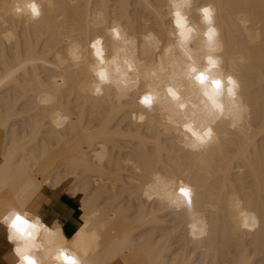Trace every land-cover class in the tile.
I'll list each match as a JSON object with an SVG mask.
<instances>
[{
	"label": "bare ground",
	"instance_id": "bare-ground-1",
	"mask_svg": "<svg viewBox=\"0 0 264 264\" xmlns=\"http://www.w3.org/2000/svg\"><path fill=\"white\" fill-rule=\"evenodd\" d=\"M27 2L0 0V215L66 186L82 223L41 239L85 264H264V0Z\"/></svg>",
	"mask_w": 264,
	"mask_h": 264
},
{
	"label": "clouds",
	"instance_id": "clouds-1",
	"mask_svg": "<svg viewBox=\"0 0 264 264\" xmlns=\"http://www.w3.org/2000/svg\"><path fill=\"white\" fill-rule=\"evenodd\" d=\"M33 6L38 11V5L35 0H28L25 5V7L32 14L33 18H35L39 14H33ZM16 11L19 12L21 9L18 7ZM99 43L100 41L98 39L95 44H93V47L95 48ZM98 51L99 49L97 48L96 54ZM97 92H99V88L97 89ZM205 93H207L206 96H208L214 106L213 100L216 101L215 95H210L208 92ZM142 118L143 117H141V119ZM63 120L66 122L68 117H64ZM56 126L60 127L61 124L57 123ZM209 130H205L200 134L197 133L203 138L204 142H206L211 136L205 135V133ZM53 224H56V222L54 221ZM0 225H4L7 229L8 240L13 244V253L17 257L16 264H85L81 254L69 250L66 246L57 247L46 239L42 240L41 237L49 236L53 229L52 227H48L39 215L29 211L26 205L23 208L9 207L3 215H0ZM247 226L248 225H245V227ZM255 226L256 222L254 221L253 227ZM190 228L192 229L190 234L194 237L206 234L203 227L199 229L197 234V225L195 223L191 224ZM61 235L64 237L65 241H70L65 238L62 231ZM84 255L86 256V253H84Z\"/></svg>",
	"mask_w": 264,
	"mask_h": 264
},
{
	"label": "crops",
	"instance_id": "crops-1",
	"mask_svg": "<svg viewBox=\"0 0 264 264\" xmlns=\"http://www.w3.org/2000/svg\"><path fill=\"white\" fill-rule=\"evenodd\" d=\"M80 195L71 194L64 187H43L31 206V209L42 216L47 223H59L66 236H72L80 227ZM36 205V206H35ZM35 207V208H34ZM9 248L4 242L0 226V264H11L8 257Z\"/></svg>",
	"mask_w": 264,
	"mask_h": 264
},
{
	"label": "snow or ice",
	"instance_id": "snow-or-ice-1",
	"mask_svg": "<svg viewBox=\"0 0 264 264\" xmlns=\"http://www.w3.org/2000/svg\"><path fill=\"white\" fill-rule=\"evenodd\" d=\"M202 11H203V13H204V17H205V19H206V20L209 19V18H210V9H209V8H204ZM33 14H34V15H38V14H39L38 11H37V9H36L34 6H33ZM176 15H177V21H176L177 25H178L179 27L183 28V18L180 16V13H179V12H177ZM181 35L183 36L184 33L181 32ZM207 35H208V37H209V40H211L212 35H213V30H212V29H209V32L207 33ZM97 55H98V56L100 55L99 51L97 52ZM214 63H215V61L212 60L211 57H209V64H214ZM191 72H192V73H196V69H194V68L191 69ZM100 77H101V79H105V75H104L103 72L100 73ZM195 79H196L197 81H199L201 84H203L204 81L207 79V77L205 76V74H204L203 72H199L198 74L195 75ZM228 82H229V84H232V83H233V81H232L231 78H229V81H228ZM212 84H213L217 89L220 87V81H219V80H215V79L212 80ZM228 92H229L230 95L233 94V90H232L231 87L228 89ZM167 93H168V95L171 96L174 100H179V96H178V94H177V91L174 90L172 87H169V88L167 89ZM205 95H207V93H205ZM141 102L144 103V104H151V103H152V97L146 95V96H144V97L142 98V101H141ZM213 104H214V106H215L216 108H221V105L218 104L215 100H213ZM179 107H180V108H184L185 105H184L183 103H181V104H179ZM142 119H143V118H142ZM185 127H188L189 130H191V128H190L189 125H185ZM192 134H193V136H196V137H197V140H198V141H200L201 143L204 142V141H203V138L200 137L197 133L193 132ZM205 135H206V136L211 135V130H209L208 132H206ZM180 192H181L182 195H184L185 197H190V190H189V189L182 187V188L180 189ZM189 202H190V201H189Z\"/></svg>",
	"mask_w": 264,
	"mask_h": 264
},
{
	"label": "rangeland",
	"instance_id": "rangeland-1",
	"mask_svg": "<svg viewBox=\"0 0 264 264\" xmlns=\"http://www.w3.org/2000/svg\"><path fill=\"white\" fill-rule=\"evenodd\" d=\"M64 188H66V186H63Z\"/></svg>",
	"mask_w": 264,
	"mask_h": 264
}]
</instances>
